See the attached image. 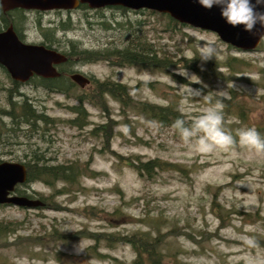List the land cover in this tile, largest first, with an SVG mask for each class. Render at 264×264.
Segmentation results:
<instances>
[{"label":"rangeland","instance_id":"obj_1","mask_svg":"<svg viewBox=\"0 0 264 264\" xmlns=\"http://www.w3.org/2000/svg\"><path fill=\"white\" fill-rule=\"evenodd\" d=\"M8 20L26 28L36 41L43 32L48 40L66 42L60 31L69 30L68 41L88 51L122 46L124 34L133 29L161 59L202 61L195 59L202 47L211 45L216 51L209 60L221 65L228 61L235 74L222 68L220 76L201 79L184 66L172 68L185 83L137 65L117 68L97 61L80 68L99 82L123 85L134 102L173 103L187 124L208 106L204 95L227 101L234 97V107L222 110L223 127L234 137L240 128L255 127L264 137V39L255 51L242 52L210 32L188 26L171 29L159 14L109 8L12 13ZM60 87L67 85L61 82ZM187 87L199 89L201 96H188ZM222 90L226 95L215 93ZM96 94L70 89L68 94L54 93L31 80L15 88L0 67V150L12 148L16 163L37 149L50 164H76L82 173L86 169V176L67 187L65 195L56 194L62 183L52 189L38 182L20 186L24 196L40 200L43 208L0 206L1 227L13 229L0 234V264H135L131 244L122 238L140 235L159 238L160 264H264V154L239 143L236 155L222 149L193 151L174 129L148 121L137 110H122L110 96H104V113L89 103ZM80 97L86 114L82 128L70 124L76 115L69 110L79 105ZM23 99L53 125L31 133L17 127L11 132L4 113ZM99 126L107 133L97 130ZM127 158L166 163L165 170L139 176L122 160ZM54 204L61 210H52Z\"/></svg>","mask_w":264,"mask_h":264},{"label":"trees","instance_id":"obj_2","mask_svg":"<svg viewBox=\"0 0 264 264\" xmlns=\"http://www.w3.org/2000/svg\"><path fill=\"white\" fill-rule=\"evenodd\" d=\"M86 8V7H85ZM126 13L127 10L123 8H112ZM138 11L137 13H139ZM150 14H158L155 12L148 11ZM12 13H21V11H13L9 13H2L0 9V31L2 28H6L8 25L16 27L15 22L8 20ZM161 18L166 19L169 24H171V29L176 27H183L185 25L179 24L176 21L169 18L167 15L159 14ZM138 25V24H137ZM118 27L122 25L117 24ZM126 26L133 28L132 24H126ZM129 30V29H128ZM134 29L128 34H124L121 39L124 44L122 46H116L114 48H104L103 50L93 51L87 54H81V58L87 59L88 61L97 62L104 61L108 62L110 66L121 68L124 66H140L141 68L160 71L161 73L170 75L174 80H180L181 82L186 81L184 79L176 77L174 73L171 72L172 68H180L184 66L188 68L192 73L201 79H206L207 76L217 75L220 76L217 71L222 68H226L228 73L231 75L235 74L230 72L232 69L230 63L227 61L226 64L221 65L215 61H173L172 58L163 57L159 58L154 50L152 44H150L145 38H141L137 35ZM200 59L199 56L195 60ZM201 60V59H200ZM233 70V69H232ZM31 81H37V84L46 88H53L58 86L55 80L44 81L36 77L32 78ZM94 91L96 94L95 98H91L90 104L96 106L106 113V105L104 101V94L111 97L113 101L119 104L122 110H137V114L142 115L148 121H153L158 123L161 127H172V124L176 118L184 117L181 115L178 107L170 103L166 106H157L146 102H134L129 94H127V89L118 83H113L110 81L97 82L94 85ZM81 98V97H80ZM77 99V105L70 107L69 110L76 115L74 120L70 121V124L82 128L86 125L85 119L86 114L83 108L84 98ZM264 99V96L261 97ZM219 99L224 104V110H229L234 107L232 103H236L234 97L224 100L219 97L213 96V102ZM12 113V121L16 123L17 129L26 128L28 133L33 131H42L46 129L54 121L51 120L44 113H39L27 99H23L18 103H13L10 105L9 113ZM111 120V119H109ZM185 121V120H184ZM186 123V121H185ZM187 124V123H186ZM101 133L106 134L107 130L105 126H99L96 128ZM95 129V131H96ZM174 131H176L174 129ZM37 149L30 150L28 155H24L21 164L26 168L27 179L23 185H29L34 183H42L48 188H55L57 183H62L64 187L56 191L58 195L68 194L67 187H72L77 184L79 178L86 176V169L83 168V173L81 171L82 167H78L76 164L73 165H62V164H50L44 155L39 153ZM127 162V166L133 169L139 176L143 173L151 175L156 170H165L166 163H161L159 161H149L143 163L141 161H131L129 158L122 159ZM16 194L24 196L21 192V188H16ZM27 197V196H26ZM30 198V197H28ZM52 210L59 211L60 207L57 205H52ZM13 229L8 227H1L0 234L10 232ZM93 236V235H91ZM98 240L96 236L93 237ZM125 242L131 244V247L136 255L135 264H141L143 261H147L149 264H160L162 262V255L157 251L156 246H158V239L147 238L146 235L134 236L131 238H122ZM121 239V240H122ZM120 240V241H121ZM96 242V241H95Z\"/></svg>","mask_w":264,"mask_h":264},{"label":"water","instance_id":"obj_3","mask_svg":"<svg viewBox=\"0 0 264 264\" xmlns=\"http://www.w3.org/2000/svg\"><path fill=\"white\" fill-rule=\"evenodd\" d=\"M86 5L91 10L106 7H121L128 10H147L167 15L179 24L193 29L211 32L226 45L242 52L254 51L264 35H251L227 25L220 17L217 8L204 9L196 0H0L2 13L21 10H73ZM256 31V29H254ZM66 58L42 46L23 44L8 25L0 32V67L12 81L26 83L33 76L44 79L56 78L55 65L64 63ZM72 80L80 87L86 79L81 75L72 76ZM26 168L21 163H0V205H10L23 209L44 207L37 199L14 194L16 186L26 182Z\"/></svg>","mask_w":264,"mask_h":264},{"label":"clouds","instance_id":"obj_4","mask_svg":"<svg viewBox=\"0 0 264 264\" xmlns=\"http://www.w3.org/2000/svg\"><path fill=\"white\" fill-rule=\"evenodd\" d=\"M196 2L206 10L217 8L221 19L233 28L239 26L245 33L264 35V0H196ZM215 51L211 45L202 47L200 59L206 61L212 58ZM191 77H195L194 83H199L198 77L195 75ZM172 83L174 84L173 81ZM215 93L219 96L226 95L224 90ZM187 95L199 97L201 92L199 89L187 87ZM203 98L208 102V106L200 115L193 117L190 124H186L182 118H176L172 124L186 145L200 153L222 149L236 155L234 146L239 143L249 152L264 154V137L255 127L240 128L234 137L223 127L224 104L221 100L216 99L213 102L211 94L204 95ZM247 243L254 244V240L248 238Z\"/></svg>","mask_w":264,"mask_h":264},{"label":"flooded vegetation","instance_id":"obj_5","mask_svg":"<svg viewBox=\"0 0 264 264\" xmlns=\"http://www.w3.org/2000/svg\"><path fill=\"white\" fill-rule=\"evenodd\" d=\"M86 6L80 5L78 6L76 9L73 10H52V11H37V10H18L22 12H33V13H38V14H44V13H49V12H72V11H76L80 8H85ZM137 13L136 11H132ZM5 30L2 29L1 31ZM13 31L16 34V36L18 37V39L23 43V44H28V45H37V46H42L48 50H52L55 51L61 55H63L66 58V61L64 63L55 65V69L58 73V77L56 78H50V79H43V78H39L36 77L38 79L44 80V81H50V80H55L57 82V84H60L61 82H64L65 85H67V88H58V86H54L53 88H44V90L46 91H50V92H54V93H60V94H68V90H76V91H80V92H89V91H94V85L99 82L98 79L90 74V73H84L82 71V69L80 67H85L88 66V64H92V61H88L87 59H83L80 58L78 55L81 54H87L90 52H93L92 50L88 51L87 49H84L83 47H75L72 45L71 42H69V38L67 37L69 30L63 29L60 31V33L62 34L61 39H64L66 42H57L55 41L54 37H52L50 40H48L45 37V33L43 34V32H40L41 34V40L40 41H36L33 40L32 37L33 35L28 32V30L24 27H22V29H18L17 27H13ZM96 51V50H94ZM84 61V62H81ZM105 64L109 65L108 62H105ZM110 66V65H109ZM81 75L82 77H84L86 79V82L84 83L83 87H80L77 83H75L72 80V76L74 75ZM30 81V80H29ZM26 82L24 84L29 83ZM12 85L15 86V88L24 85L22 83H18V82H14L12 81ZM68 89V90H67ZM104 96H107V94H104ZM109 96V95H108ZM9 111L7 113H4V116L7 117L8 119H10V129L11 132H13V130H15V125L16 123L12 121V113L10 111V114H8ZM2 115V114H1ZM14 150L11 149H4L1 148L0 150V163L1 162H13V160L15 159L14 157Z\"/></svg>","mask_w":264,"mask_h":264}]
</instances>
